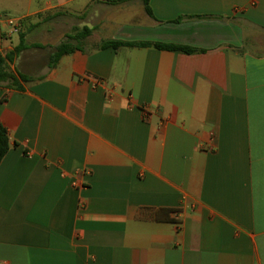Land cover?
I'll return each instance as SVG.
<instances>
[{
	"label": "crops",
	"instance_id": "1",
	"mask_svg": "<svg viewBox=\"0 0 264 264\" xmlns=\"http://www.w3.org/2000/svg\"><path fill=\"white\" fill-rule=\"evenodd\" d=\"M148 6L0 0L2 55L10 20L91 28L0 83V264H264V0Z\"/></svg>",
	"mask_w": 264,
	"mask_h": 264
},
{
	"label": "trees",
	"instance_id": "2",
	"mask_svg": "<svg viewBox=\"0 0 264 264\" xmlns=\"http://www.w3.org/2000/svg\"><path fill=\"white\" fill-rule=\"evenodd\" d=\"M110 4H119L130 0H105ZM144 11L151 15L150 8L148 6V0H140ZM46 19H49L47 17ZM24 20H19L18 29V42L12 47L11 50L7 51L4 55L0 53V83L6 82L7 87L12 89L21 90L22 86L20 82H26L32 78L26 74L21 73L15 69V73L10 68V64L26 49L28 48H41L43 47L40 43H27L26 36L28 32L38 25V23H25ZM27 26L25 27V25ZM91 28L88 26H73L70 31L63 34L62 39L52 47L47 55L45 65L49 68L53 67L61 56L72 53L75 50H82L85 39L90 35ZM120 46L127 47H154L157 49L170 50L175 52L193 53L197 49L189 46L167 44L160 42L150 41H127L119 39H107L102 40L96 45L97 49L104 48H117ZM9 149V140L6 129L0 124V161Z\"/></svg>",
	"mask_w": 264,
	"mask_h": 264
},
{
	"label": "rangeland",
	"instance_id": "3",
	"mask_svg": "<svg viewBox=\"0 0 264 264\" xmlns=\"http://www.w3.org/2000/svg\"><path fill=\"white\" fill-rule=\"evenodd\" d=\"M27 24L25 25V27ZM19 29V27H18ZM68 29L65 25L55 24L49 21H40L38 25L33 27L27 34V41L29 42H40L45 46V49H32L35 51V57L41 61V65L36 70H32V74H36L41 67H43L44 62L46 61L47 55L52 49L51 46L57 44L63 37V34ZM70 29V28H69ZM68 29V31H69ZM18 31V30H17ZM14 36H18V32H14ZM10 66V65H9ZM18 69V67H17Z\"/></svg>",
	"mask_w": 264,
	"mask_h": 264
},
{
	"label": "built area",
	"instance_id": "4",
	"mask_svg": "<svg viewBox=\"0 0 264 264\" xmlns=\"http://www.w3.org/2000/svg\"><path fill=\"white\" fill-rule=\"evenodd\" d=\"M9 23L12 25L11 33L17 32L18 25H19L18 22L17 21H14V20H10Z\"/></svg>",
	"mask_w": 264,
	"mask_h": 264
}]
</instances>
